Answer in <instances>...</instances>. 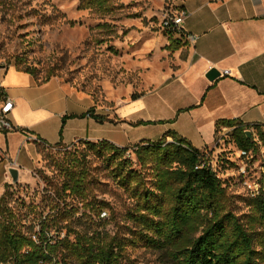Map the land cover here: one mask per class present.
<instances>
[{
  "label": "rangeland",
  "instance_id": "obj_1",
  "mask_svg": "<svg viewBox=\"0 0 264 264\" xmlns=\"http://www.w3.org/2000/svg\"><path fill=\"white\" fill-rule=\"evenodd\" d=\"M87 1L0 0V73L21 59L25 65L38 69L40 79L53 73L52 78L63 83L60 88L55 80L34 91L40 94L43 103L46 99L50 101L54 112L85 110L83 116L66 114L65 122L76 117L95 118L89 114L91 108L95 109L94 114L107 116L112 122L138 106V103H129L133 94L146 92L158 83L160 75L174 67L175 52L166 49L169 34L162 27V19L181 12L184 0H105L108 9L95 5L85 7ZM158 93H149L148 110L143 114L156 120L173 118V111L166 109L165 101L160 99L166 92ZM3 101L1 97V107ZM23 121L22 124L31 122ZM164 124H106L98 133L109 136L114 143L155 142L164 136L168 127ZM182 126L188 128L189 124ZM250 130L256 137V131ZM230 131L218 130L213 147L202 150L206 151L229 193L236 195V211L244 214L249 211L245 199L256 193L264 181V148L260 147L257 153L243 154ZM0 133L5 132L0 130ZM167 140L171 142L172 138ZM136 146H127V155L133 159L134 167L141 170L133 153ZM84 150L85 143L80 141L69 146L43 147L29 184L20 181L14 184L9 175L11 184L6 183L4 189L9 193L11 205L23 212H30L28 207H32L29 221L41 213L46 215L56 197L55 187L62 186L68 158L75 153L80 156ZM82 162L90 179L89 198L108 204L103 210L107 215L102 229L124 243L122 263L166 264L158 252L133 242L134 224L128 219L127 211L135 201L119 185L107 163L91 152ZM29 178L22 175L23 181ZM4 179L5 175L0 172V191ZM95 209L90 206L86 213L96 217ZM24 223L26 231L29 223Z\"/></svg>",
  "mask_w": 264,
  "mask_h": 264
},
{
  "label": "trees",
  "instance_id": "obj_2",
  "mask_svg": "<svg viewBox=\"0 0 264 264\" xmlns=\"http://www.w3.org/2000/svg\"><path fill=\"white\" fill-rule=\"evenodd\" d=\"M92 5L108 9L105 0H88L85 7ZM166 32L170 35L167 48L179 49L178 38ZM15 66L40 83L54 76L48 73L40 79L38 69L21 59ZM1 97L6 98L2 87ZM132 97L138 98L136 94ZM94 112L91 108L89 114L100 122L112 120ZM217 125V132L222 127L231 130L243 154L264 148V131L259 124L223 120ZM251 128L256 137L247 135ZM167 136L172 137L171 142ZM80 142L85 143V150L68 158L62 186L55 187L56 197L46 215L41 213L29 221L32 207H28L30 212L16 210L7 190L0 197V264H123V241L102 229L105 223L101 215L108 204L89 198L90 179L82 162L89 152L107 163L119 185L135 201L127 211L134 224L133 242L158 252L164 263L264 264V181L245 199L249 211L238 214L236 195L229 193L206 151L193 147L176 132H167L159 141L137 144L133 153L141 170L128 157L127 146L107 140ZM63 145L60 141L50 147ZM70 197L75 202H69ZM90 206L96 208V217L86 213ZM24 222L29 223L26 231Z\"/></svg>",
  "mask_w": 264,
  "mask_h": 264
},
{
  "label": "crops",
  "instance_id": "obj_3",
  "mask_svg": "<svg viewBox=\"0 0 264 264\" xmlns=\"http://www.w3.org/2000/svg\"><path fill=\"white\" fill-rule=\"evenodd\" d=\"M181 11L186 13L184 30L197 35L198 39L191 44L172 35L181 45L177 50H169L168 35L166 49L175 52L174 67L160 75L155 86L137 94L138 98H132L129 103H138V106L125 112L120 120L102 124L86 116L69 118L64 123L66 114L82 115L85 110L54 112L50 101L46 99L43 103L40 94L34 92L55 80L62 88L59 79L51 78L42 84L16 66H9L0 73L3 74L0 87L4 96L14 103L10 117L15 124L14 130L0 133V172L5 175L0 197L5 192L4 185L11 184L9 170L13 167L19 169L21 183L31 182V172L37 168L40 151L45 146L60 141L67 146L77 141L114 143L109 136L98 133L106 124L165 123L173 128L167 127L164 135L176 132L201 150L216 143L217 124L223 120H237L248 126L259 124L264 131V0H184ZM211 68L222 72L215 81L206 76ZM225 70L229 73L223 74ZM157 92H166L160 99L165 101L166 109L173 111V118L156 120L143 114L148 110L149 93ZM23 120L31 122L22 124ZM188 124V128L182 126ZM133 144L138 142L117 143L121 147ZM22 175L30 178L23 181Z\"/></svg>",
  "mask_w": 264,
  "mask_h": 264
},
{
  "label": "built area",
  "instance_id": "obj_4",
  "mask_svg": "<svg viewBox=\"0 0 264 264\" xmlns=\"http://www.w3.org/2000/svg\"><path fill=\"white\" fill-rule=\"evenodd\" d=\"M186 13L181 11L177 14L165 15L162 19V27L165 31L172 32L174 35L182 37L184 40L188 41L191 44H194L198 39L197 35L187 33L184 30L183 22ZM229 71L225 70L223 74H228ZM14 103L11 99L5 98L4 105L0 108V130L9 132L15 129L9 114L12 111ZM252 129V128H251ZM15 164V163H14ZM107 213L104 211L102 213V218H105Z\"/></svg>",
  "mask_w": 264,
  "mask_h": 264
},
{
  "label": "water",
  "instance_id": "obj_5",
  "mask_svg": "<svg viewBox=\"0 0 264 264\" xmlns=\"http://www.w3.org/2000/svg\"><path fill=\"white\" fill-rule=\"evenodd\" d=\"M222 75V72L217 69V68H211L208 73H207V78L210 80V81H215L217 80L220 76ZM247 135L252 138L253 137V134H252V131L249 129L246 131ZM9 173L12 177V181L14 184L18 183L19 181V169L17 168H11L9 170Z\"/></svg>",
  "mask_w": 264,
  "mask_h": 264
}]
</instances>
